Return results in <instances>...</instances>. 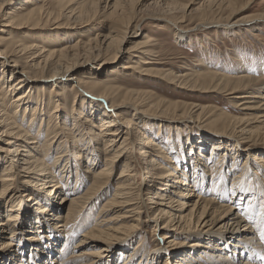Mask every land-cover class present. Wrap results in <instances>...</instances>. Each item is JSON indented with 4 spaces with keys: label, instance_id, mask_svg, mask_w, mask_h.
Here are the masks:
<instances>
[{
    "label": "bare ground",
    "instance_id": "bare-ground-1",
    "mask_svg": "<svg viewBox=\"0 0 264 264\" xmlns=\"http://www.w3.org/2000/svg\"><path fill=\"white\" fill-rule=\"evenodd\" d=\"M10 1L0 0V248L11 247L0 264H264V80L245 70L160 72L158 42L142 25L164 20L179 36L222 25L235 31L264 22V10L222 22L253 0ZM82 31L90 38L73 41ZM119 74L223 92L246 115L153 98L116 83ZM193 120L205 123L202 137L173 126ZM168 136L179 141L175 151ZM139 157L147 171L137 187ZM142 214L166 247L145 249L140 238L134 249ZM177 239L185 247L176 251Z\"/></svg>",
    "mask_w": 264,
    "mask_h": 264
},
{
    "label": "rangeland",
    "instance_id": "rangeland-1",
    "mask_svg": "<svg viewBox=\"0 0 264 264\" xmlns=\"http://www.w3.org/2000/svg\"><path fill=\"white\" fill-rule=\"evenodd\" d=\"M18 0H11L10 3H15ZM206 0H195V3H199ZM253 0L252 3H250L253 7L246 8L244 10H239V7L236 6L235 9L225 12L224 18L222 22H228L230 20H235L243 17H248L251 14L261 13L264 10V0ZM7 4L6 7H9L11 4ZM218 3V0H215L214 4ZM250 5V6H251ZM231 13V14H230ZM231 15V19H227L228 16ZM197 21L195 19L188 20L186 23H184V26L187 28H191L195 25ZM257 22V21H256ZM143 27L146 28V31H150V33L156 38V43L158 42L157 46V57L154 61H158V63L153 64V68H156V70H162L160 72L169 71L172 73H185L190 72L194 70H201L206 69L211 70L210 72H216L219 75H230V76H237L239 75L243 70L248 72L253 78H258L260 81L264 80V22L258 21V25L256 27H242V29H235V31L230 30V27H225V25L211 28L207 31H193L191 33H187V35L179 36V31L175 28L171 27L169 23L165 22L164 20L156 19V20H146L145 22H142ZM229 29V30H228ZM253 31V32H251ZM54 33V32H53ZM14 36L17 37L20 34L12 33ZM11 34V35H12ZM49 34V33H48ZM52 34V33H50ZM49 34V35H50ZM255 34V35H254ZM20 37V40H27L29 38H26L23 36ZM17 37V39H19ZM22 37V38H21ZM59 38V37H58ZM84 39V41H87L90 36L88 33L82 31L78 36H73V41H77L78 39ZM33 39V38H31ZM71 39V38H70ZM58 39H56L57 41ZM129 45V44H128ZM131 45V44H130ZM200 59L206 60L208 66H205L203 63L200 62ZM121 60L118 61V63ZM124 61V60H123ZM114 65L110 67L113 68ZM111 69V68H107ZM242 69V70H241ZM106 71V72H105ZM102 75H106L107 70H105ZM131 75H124L119 74L117 75L116 80H119L118 84H121L123 87H133L136 90H144L147 89L149 94L156 98L158 96L165 98L169 101H178L179 104H187V105H194V104H203L210 106L211 111H225L227 113H230L235 116H243L246 115V110H243L242 107L244 105H239V108H235L232 106V99L230 95H226V93L219 92V91H204L203 89L199 91H189L186 88H183L175 81H170L169 79H166L165 77H153V76H146L143 75L142 78L134 77ZM252 89L248 91L246 94H250ZM235 103L241 104L244 99L242 98H235ZM222 109V110H221ZM249 111V110H248ZM250 116V115H248ZM153 120V119H150ZM190 120V119H188ZM201 121H204L202 119ZM199 122L197 120H193V122H176L173 124L174 127H186L190 128L189 132H191L192 136L202 137L201 133L203 130H205V123ZM199 127H205L203 129H199ZM161 135H163L165 127H161ZM182 129V128H181ZM183 130V129H182ZM166 132V130H165ZM164 132V133H165ZM173 130H171L170 133H172ZM184 134L187 135L189 132L188 130L181 131ZM156 137H159L156 133ZM159 137V138H160ZM174 137V136H173ZM212 136H209L208 138L211 139ZM170 139V140H169ZM171 138L166 137L165 141L168 142L170 150L174 151L177 149L176 146H178L179 141H172ZM263 139V137H261ZM160 141V140H159ZM180 142L183 143V140H180ZM215 142V141H212ZM211 141H207L206 143H212ZM176 143V145H175ZM172 144V145H171ZM171 145V146H170ZM244 145V144H243ZM264 148V143L262 146ZM243 148V147H242ZM173 153V152H172ZM140 158V165L137 166V168H140V174L136 176L134 179V183H136V186L139 187L140 183L143 182V172H146L145 169L146 161H144L141 157ZM217 157L214 158V163H216ZM245 162L244 158L239 159L240 166L243 165ZM86 164V163H84ZM211 165V166H212ZM264 165V164H263ZM145 167V168H144ZM143 168V169H142ZM145 169V170H144ZM204 169H206L204 167ZM144 170V171H143ZM120 173L119 168L117 167L116 176H118ZM209 174V172H208ZM140 177V178H139ZM232 175L227 178L226 185L229 188L228 184L232 183ZM231 188V187H230ZM114 187H112V190ZM174 189V188H171ZM175 190V189H174ZM176 191V190H175ZM201 192V191H199ZM150 195V196H149ZM153 194H148V198L150 199L148 202L151 203V198ZM209 195V193L205 194ZM174 196H176L174 194ZM194 200L197 199V197L193 198ZM59 203L56 202V204ZM118 209V208H116ZM258 211L259 209L256 208ZM110 212V211H109ZM112 212V211H111ZM187 213V211L185 212ZM184 213V214H185ZM111 216V215H110ZM120 219V218H118ZM131 218L127 219L126 221L128 224H133L136 221L130 220ZM146 219V223L139 225V233L136 234L134 237L135 241L133 243V247L135 249L136 244L138 245V242L140 238H143L145 241L143 244L145 249H157L161 248L162 246H167V241L161 242L159 240L160 235L159 231L155 230L154 222L150 221V216H147V214H142V220ZM124 220V219H123ZM113 223H115V226H119L122 222L121 220H113ZM19 223V222H18ZM15 227V233L14 235H17L13 240L12 248L18 247L20 244V236L21 232L23 230V226ZM112 225V224H111ZM74 227V225L72 226ZM71 227V231H72ZM202 227H197L196 229H205ZM59 229V228H58ZM158 229V228H157ZM193 229H191L188 234L193 233ZM70 230L68 232H70ZM164 232V231H162ZM134 233V232H133ZM187 237V236H186ZM81 236H77L76 239H74V242H77ZM187 242L190 241V238L185 239ZM115 243V242H114ZM175 243V242H174ZM71 246L74 245V243L70 244ZM11 247V244L6 247L0 248V252H4L9 250L8 248ZM185 247V244L180 243V239L176 240V244H174V248L177 250H180V248ZM201 250V249H200ZM200 251H197L196 253H199ZM203 255L204 253L201 252ZM123 259L120 258L117 264L122 263ZM176 258L170 259L168 264H176Z\"/></svg>",
    "mask_w": 264,
    "mask_h": 264
},
{
    "label": "snow or ice",
    "instance_id": "snow-or-ice-1",
    "mask_svg": "<svg viewBox=\"0 0 264 264\" xmlns=\"http://www.w3.org/2000/svg\"><path fill=\"white\" fill-rule=\"evenodd\" d=\"M242 191H243V189H242ZM262 209H264V206H262Z\"/></svg>",
    "mask_w": 264,
    "mask_h": 264
}]
</instances>
